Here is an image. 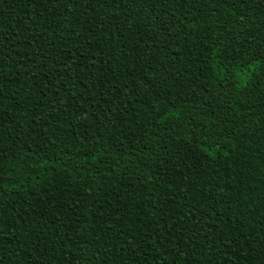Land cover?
Returning <instances> with one entry per match:
<instances>
[{
  "label": "trees",
  "instance_id": "1",
  "mask_svg": "<svg viewBox=\"0 0 264 264\" xmlns=\"http://www.w3.org/2000/svg\"><path fill=\"white\" fill-rule=\"evenodd\" d=\"M0 264H264V0H0Z\"/></svg>",
  "mask_w": 264,
  "mask_h": 264
}]
</instances>
